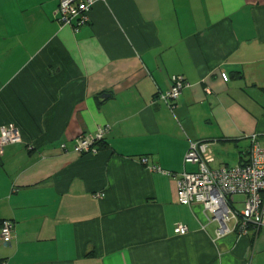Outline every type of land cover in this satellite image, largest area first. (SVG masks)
Listing matches in <instances>:
<instances>
[{
  "label": "crops",
  "instance_id": "0c3cea01",
  "mask_svg": "<svg viewBox=\"0 0 264 264\" xmlns=\"http://www.w3.org/2000/svg\"><path fill=\"white\" fill-rule=\"evenodd\" d=\"M60 1L0 0V125L22 134L0 149V264H264V227L218 240L177 199L192 142L214 169L264 143V0H96L78 31ZM106 126L98 153L73 150Z\"/></svg>",
  "mask_w": 264,
  "mask_h": 264
},
{
  "label": "built area",
  "instance_id": "2783aa9c",
  "mask_svg": "<svg viewBox=\"0 0 264 264\" xmlns=\"http://www.w3.org/2000/svg\"><path fill=\"white\" fill-rule=\"evenodd\" d=\"M96 0H61L58 8L62 24H74L76 31L87 22L88 13ZM186 86L183 76H173L171 88L160 93L162 101L174 109ZM110 127L99 128L95 134L80 135L73 146L77 153L99 152L97 144L103 141ZM22 141L21 130L16 124L0 125V149L7 144ZM249 159L235 167L222 166L214 169L212 148L207 142H192L185 162L198 166L195 172H184L178 177L177 199L184 205L200 203L218 223L217 239L231 234L230 222L235 230L247 234L251 227H264V143L257 134L251 136ZM144 163L147 159H142ZM161 170V169H159ZM245 195L244 208L240 211L233 207L234 196ZM15 224L5 219L0 226V242L10 243L14 238ZM176 233L188 232V227L179 225Z\"/></svg>",
  "mask_w": 264,
  "mask_h": 264
},
{
  "label": "rangeland",
  "instance_id": "374dc122",
  "mask_svg": "<svg viewBox=\"0 0 264 264\" xmlns=\"http://www.w3.org/2000/svg\"><path fill=\"white\" fill-rule=\"evenodd\" d=\"M242 198H243V197H240V195H235L236 203H237V201L241 200ZM233 207H234L235 209H237V210H240V211L244 208L243 205H240V204H234V203H233ZM233 224H234V222H233V223L230 222V225H233Z\"/></svg>",
  "mask_w": 264,
  "mask_h": 264
},
{
  "label": "trees",
  "instance_id": "16d2710c",
  "mask_svg": "<svg viewBox=\"0 0 264 264\" xmlns=\"http://www.w3.org/2000/svg\"><path fill=\"white\" fill-rule=\"evenodd\" d=\"M57 17H58V19H59V14H58ZM59 20H60V19H59ZM102 143H103V142L101 141V142H99V143L97 144L99 150H100V145H101ZM2 221H3V220H2ZM2 221H1V223H2ZM14 231H15V229H14ZM14 237H15V236H14ZM13 239H14V238H13ZM13 239H12V240H13ZM0 244H6V243H1V242H0Z\"/></svg>",
  "mask_w": 264,
  "mask_h": 264
}]
</instances>
